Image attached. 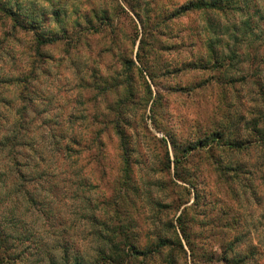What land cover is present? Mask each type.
<instances>
[{"label":"rangeland","instance_id":"obj_1","mask_svg":"<svg viewBox=\"0 0 264 264\" xmlns=\"http://www.w3.org/2000/svg\"><path fill=\"white\" fill-rule=\"evenodd\" d=\"M198 1L0 0L6 262L103 264L121 243L141 252L124 264H264V0Z\"/></svg>","mask_w":264,"mask_h":264},{"label":"trees","instance_id":"obj_2","mask_svg":"<svg viewBox=\"0 0 264 264\" xmlns=\"http://www.w3.org/2000/svg\"><path fill=\"white\" fill-rule=\"evenodd\" d=\"M205 1L206 0H199L197 3L186 8L185 11H191V10H193V11H206V12L211 11V12H214L216 14H221V15H225V14H228L231 12H237V11L242 12L243 11L241 8L243 0H210L209 2H205ZM0 10H2L5 14L10 15L13 18H16V16H17V11L13 12L6 5L0 6ZM243 24H244V27H242V28L239 26H235L234 32L237 33L239 31H241L242 36H243V34L244 35H250V33H253V31H255L254 27L251 26V22L249 20L245 21ZM16 25L20 26L21 28H23L25 30L31 28L30 25L25 24V23L15 22V26ZM236 33H233L234 40L239 39V33H237V34ZM38 42L40 45H46L45 43H47V40L38 39ZM220 43H221V41L218 40L217 44H220ZM210 49L212 52V56L214 57V60H215L214 64L218 65L219 59H220V57H219L220 53L215 49V47L212 44L210 45ZM38 50H40V49H38ZM234 55H237V53L232 52L230 58L233 59ZM219 67H222V66H219ZM143 72H146V70ZM149 78H150V81L152 83H154V76L152 75V73H149ZM144 79H145V77H144ZM145 81H146V86L148 88V91L152 95L151 86L147 82L146 79H145ZM261 95H262V98L264 101V90H263V93H261ZM254 125H255L254 129H255L256 135L259 138H261L262 140H264V129L259 128L258 124H254ZM211 141L214 142V141H216V139L212 138ZM74 143L78 144V145L82 144L81 142H74ZM237 144H229V146L231 149L232 148L236 149V148H238ZM199 146L206 147V146H208V144H205L204 142L203 143L200 142V143L195 144L194 147L189 146L190 149L186 150V153H189L190 151L197 149V147H199ZM121 149L123 151V162H124V167H125L124 171H125V176H126L129 173L130 158H129V152H128V144L126 142L125 136H123L121 139ZM167 157H168V168H169V170H171L172 165H174L176 179L179 180L180 182L185 183V184H189L188 179L180 173V166L182 163L181 158L176 157L175 161H172L170 158L169 152L167 154ZM123 185L126 187L127 182L123 181ZM178 221L182 222V224L185 225L184 216L180 215L178 218ZM181 232H182L184 238H186L188 240L189 239L188 238V231L186 230V228L184 226H181ZM101 237L105 238L104 236H101ZM4 241H5V235L2 232V230L0 229V264H9L8 262L5 261L7 258L4 254L6 252V248L3 244ZM180 246L182 249H184V245L182 243V240H180ZM102 252H104L106 254V250H104ZM140 253L141 252L136 251L135 248L131 245L122 246V244L119 243L116 246H114V249H111V254H110L111 256H109V260L108 261H104L103 259L102 260L104 261L103 264H114L115 262H118V261L120 262L118 264H124V259H126L127 257L128 258L135 257V255L137 256L138 254L141 255ZM80 257L81 256H79V255L75 256L73 264H89L90 263L88 261L85 262L84 258L80 260ZM101 258H104V257H101ZM101 258L99 257L98 263H100ZM53 264H56V263L54 262Z\"/></svg>","mask_w":264,"mask_h":264}]
</instances>
